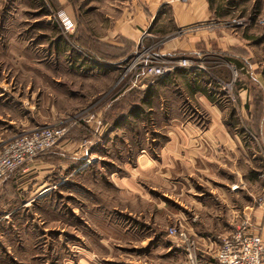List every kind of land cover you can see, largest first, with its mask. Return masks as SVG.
I'll use <instances>...</instances> for the list:
<instances>
[{
	"label": "rangeland",
	"instance_id": "374dc122",
	"mask_svg": "<svg viewBox=\"0 0 264 264\" xmlns=\"http://www.w3.org/2000/svg\"><path fill=\"white\" fill-rule=\"evenodd\" d=\"M123 1L0 0L2 138L67 128L29 163L45 159L40 174L23 178L24 165L0 182V264H206L247 206L264 237V0H207L211 16L180 29L163 9L151 34L106 33ZM188 37L198 53L160 54ZM137 53L200 68L119 97L117 66Z\"/></svg>",
	"mask_w": 264,
	"mask_h": 264
},
{
	"label": "built area",
	"instance_id": "2783aa9c",
	"mask_svg": "<svg viewBox=\"0 0 264 264\" xmlns=\"http://www.w3.org/2000/svg\"><path fill=\"white\" fill-rule=\"evenodd\" d=\"M59 18L64 31L70 32L75 28V21L66 12L59 14ZM117 67L123 69L121 80L129 79L133 85H138L141 78L153 80L179 68H200L198 64L186 58L166 61L158 55L148 57L142 53H137L127 66ZM66 131L65 126L42 125L22 131L6 141L0 149V182L15 170L27 166L40 154L54 148L65 136ZM257 204L264 210V191L257 198ZM250 227L251 219L246 218L236 231L222 237L212 252L211 260L206 264H264V237L261 233L249 232ZM170 232L173 236L176 235L182 244H186V251L192 261L193 256L195 257V247L188 244L184 233L177 234L174 227L170 228Z\"/></svg>",
	"mask_w": 264,
	"mask_h": 264
},
{
	"label": "crops",
	"instance_id": "0c3cea01",
	"mask_svg": "<svg viewBox=\"0 0 264 264\" xmlns=\"http://www.w3.org/2000/svg\"><path fill=\"white\" fill-rule=\"evenodd\" d=\"M163 9H168L167 14L170 15L169 17L171 23L173 24V26L179 29L183 27L192 26L198 23H203L207 19V17L211 16L212 14L211 13L212 7L207 0H186L181 3H178V1H168V0H125L119 5V8L115 10L117 15L114 17H116L117 20L114 23H111L110 28L106 30L107 31L106 33H110L113 35H119L124 33L133 34V35H137V34L141 35L143 33H145V35L151 34L150 28L157 21L159 16L163 14L162 13ZM197 40H198L197 38L190 39L188 37L177 41L175 40L168 41L166 45L162 46L161 48L162 53L160 54L163 55L196 54L198 53L197 45H195V42ZM111 46L120 49L119 53H113L112 55L114 56L113 59L121 57L119 55L122 54L121 52L123 51V45H111ZM111 52L112 51H109V54H111ZM80 64L85 69H89V68L91 69L94 67L92 63H89V61L87 60L80 61ZM186 70L185 68L184 69L179 68L175 74L170 73L169 75H164L158 79H153V80L141 78L140 83L138 85L131 84L129 80L128 82H126V86L119 93V97L125 96L127 93L135 94L136 91H139L142 88L145 89L150 85L153 86V84H157L161 80L163 81V84H167L168 82H170V80L177 79V76L183 77L184 73L185 74L188 73L186 72ZM172 77H176V78L173 79ZM36 126L38 125H35L34 127ZM19 127L20 125H17V128ZM34 127L28 128L26 130L32 129ZM2 135L3 133H0V149L6 143V141L12 139L16 134L15 135L13 134L5 138H2ZM44 160L45 159H41L40 157L39 159H37V161H34L33 164H28L25 170L23 171V173H21L22 177L29 178L31 176H34V174H40L38 170L41 166L40 164ZM38 176L43 177L44 175L41 174ZM249 208L250 207L248 206L245 207V209L242 212V214L245 215L247 218H250V212L252 209L250 208L249 210ZM257 229L258 227L255 223L254 225L251 224V227L249 228V232L259 233V230L257 232ZM234 231H231L230 233H228V235L232 234Z\"/></svg>",
	"mask_w": 264,
	"mask_h": 264
},
{
	"label": "trees",
	"instance_id": "16d2710c",
	"mask_svg": "<svg viewBox=\"0 0 264 264\" xmlns=\"http://www.w3.org/2000/svg\"><path fill=\"white\" fill-rule=\"evenodd\" d=\"M158 78H160V77H158ZM158 78H156V79H158ZM150 90V89H149Z\"/></svg>",
	"mask_w": 264,
	"mask_h": 264
}]
</instances>
